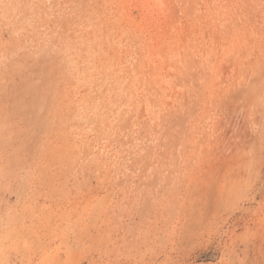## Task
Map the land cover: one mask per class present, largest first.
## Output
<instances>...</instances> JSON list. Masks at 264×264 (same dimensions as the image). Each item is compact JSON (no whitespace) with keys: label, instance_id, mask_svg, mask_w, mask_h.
Returning <instances> with one entry per match:
<instances>
[{"label":"rangeland","instance_id":"rangeland-1","mask_svg":"<svg viewBox=\"0 0 264 264\" xmlns=\"http://www.w3.org/2000/svg\"><path fill=\"white\" fill-rule=\"evenodd\" d=\"M0 264H264V0H0Z\"/></svg>","mask_w":264,"mask_h":264}]
</instances>
